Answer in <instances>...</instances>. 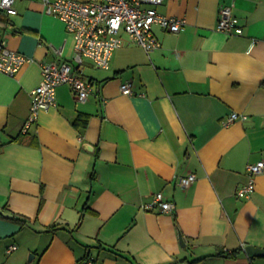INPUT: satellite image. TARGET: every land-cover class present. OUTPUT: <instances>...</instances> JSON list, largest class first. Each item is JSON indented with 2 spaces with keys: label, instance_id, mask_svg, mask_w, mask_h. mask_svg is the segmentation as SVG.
I'll return each instance as SVG.
<instances>
[{
  "label": "crops",
  "instance_id": "0c3cea01",
  "mask_svg": "<svg viewBox=\"0 0 264 264\" xmlns=\"http://www.w3.org/2000/svg\"><path fill=\"white\" fill-rule=\"evenodd\" d=\"M230 4L241 35L217 29ZM16 8L0 12V39L33 60L0 72V209L13 214L0 211V264H264L246 250L264 248V171L250 198L236 194L247 165L264 160V0H164L180 32L153 25L161 46L150 52L123 34L108 69L86 60L88 99L59 85L27 133L40 62L56 57L50 45L71 61L74 40L42 0ZM129 80L132 95L121 91ZM232 112L247 119L224 125ZM159 191L172 211L145 207Z\"/></svg>",
  "mask_w": 264,
  "mask_h": 264
},
{
  "label": "built area",
  "instance_id": "2783aa9c",
  "mask_svg": "<svg viewBox=\"0 0 264 264\" xmlns=\"http://www.w3.org/2000/svg\"><path fill=\"white\" fill-rule=\"evenodd\" d=\"M17 0H0V12L8 15L18 13ZM43 10L49 15L59 17L67 32L74 40L72 60L62 58L63 49L50 45L55 58L40 62L42 79L32 91L30 113L22 126L27 133L39 117L42 110L49 109L57 103V87L68 83L73 88L79 101H86L93 92L92 81L85 76L83 67L90 60L95 67L108 69L114 51L124 44V35L141 45L147 52L161 46L153 31L158 24L165 30L180 32L185 20L180 17L162 13L159 6L164 0H42ZM217 29L228 34H243L244 28L239 18L233 13V5H224L219 11ZM33 59L22 52L12 49L5 39H0V72L15 76L23 65ZM124 94L132 95L133 82L121 84ZM247 119L246 114L232 112L225 119L224 125L236 119ZM0 138V153L3 149ZM264 171V160L247 165V181L239 186L236 194L239 198H250L255 191L256 177ZM195 172L179 177V183L188 187L197 180ZM146 208H158L160 212H170L175 205L166 200L162 191L154 194ZM17 248L11 244L7 252ZM90 264H94L91 262Z\"/></svg>",
  "mask_w": 264,
  "mask_h": 264
},
{
  "label": "trees",
  "instance_id": "16d2710c",
  "mask_svg": "<svg viewBox=\"0 0 264 264\" xmlns=\"http://www.w3.org/2000/svg\"><path fill=\"white\" fill-rule=\"evenodd\" d=\"M263 85H264V81H263ZM89 121V115L88 114H83L80 113L77 118L74 120V125L81 128V127H85L88 124ZM96 155H98V153H96ZM94 177V168L90 171L89 173V178L92 181ZM85 209H89L87 205H85ZM90 210V209H89ZM92 213H94L93 210H90ZM17 220L21 221L22 225H25L27 223V219L26 218H21V217H16ZM52 228V226H51ZM100 246V245H99ZM102 246V245H101ZM238 251V249L233 250L231 253L235 254ZM119 255H122L119 252H115ZM204 258H199V259H195V260H187V259H181L178 262H185L186 264H203ZM94 263V262H93ZM176 263H172V264H176Z\"/></svg>",
  "mask_w": 264,
  "mask_h": 264
},
{
  "label": "water",
  "instance_id": "95a60500",
  "mask_svg": "<svg viewBox=\"0 0 264 264\" xmlns=\"http://www.w3.org/2000/svg\"><path fill=\"white\" fill-rule=\"evenodd\" d=\"M1 213L6 215V216H13L12 213H8V212H5L3 210H1ZM180 240L182 242V244H184V238H183V234L180 233ZM246 250L249 254L253 255V256H259V257H264V248L262 247H257V246H254V245H248L246 247Z\"/></svg>",
  "mask_w": 264,
  "mask_h": 264
}]
</instances>
